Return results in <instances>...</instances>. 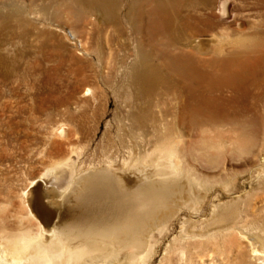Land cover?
Here are the masks:
<instances>
[{
  "label": "bare ground",
  "instance_id": "bare-ground-1",
  "mask_svg": "<svg viewBox=\"0 0 264 264\" xmlns=\"http://www.w3.org/2000/svg\"><path fill=\"white\" fill-rule=\"evenodd\" d=\"M231 1L238 2V8L230 14ZM73 2L81 6L82 14H98L102 22L124 38L127 57L136 54L170 60L186 72L187 64L190 68L211 67L224 60L244 66L245 60L241 59L249 60L256 42L264 40V0ZM249 7L255 9L253 18L242 12ZM26 12L30 10L27 8ZM10 19L15 23L11 24L13 35L18 34L16 25L30 23L18 9L2 16L1 25H8ZM206 34L212 37L208 41L198 37ZM224 36L232 38L226 47L221 46ZM112 38L107 35L106 42ZM152 67L143 65L135 76L147 81L153 74ZM203 90L206 89L187 90V79L185 84L178 81L164 92L170 95L168 99L159 97L156 102L135 108L116 123L115 130L107 121L96 144L98 152L92 150L97 152V159L88 162L84 155L89 142L82 143L87 131L85 121L78 120L72 131L64 123L56 126L52 134L67 141L75 136L74 142L68 141L72 144L71 153L66 151L60 160L49 165V184L41 176L44 187L36 179L24 189L23 202L32 225L25 224L19 216L14 222L11 214H0V264H146L162 245L168 264L172 263L173 250H179V264H218L215 252L223 255L222 264L231 263L230 252L238 264H264V222L255 215L249 216L244 209L225 210L212 195L207 200L209 217L201 218L209 196L203 186L210 177L213 182L218 181L221 174H202L188 164L187 141L182 136L191 126L201 128L200 133L212 129L219 132L224 121L218 109L209 108L211 96L204 97ZM197 98L201 103L194 107L190 100ZM232 118L225 120L231 122ZM122 130L126 132L121 133ZM142 130L149 132V137L141 141L123 139L139 135ZM205 140L206 147H217ZM205 151L204 157L217 161V151ZM59 168H69V184L57 192L52 181ZM67 190L73 194L68 196ZM175 206L178 209L173 211ZM185 206L193 210L198 220L180 219L178 212ZM176 220L180 224L178 232L166 239ZM187 223H191L190 228ZM221 246L227 247L228 253ZM245 247L248 254L242 250ZM246 254L254 262L245 260Z\"/></svg>",
  "mask_w": 264,
  "mask_h": 264
},
{
  "label": "rangeland",
  "instance_id": "rangeland-1",
  "mask_svg": "<svg viewBox=\"0 0 264 264\" xmlns=\"http://www.w3.org/2000/svg\"><path fill=\"white\" fill-rule=\"evenodd\" d=\"M61 2L35 0L29 5L30 0H0V19L18 9L30 21L29 25H16L18 34L15 35L11 33L14 21L10 19L5 26L0 21V214H11L14 222L23 218L25 224L32 225L23 202L24 189L36 179L43 187L44 180L49 184L51 177L46 174L49 165L60 160L66 151L71 153L72 144L68 141L76 139L72 136L67 141L52 134L56 126L64 123L72 131L78 120L85 121L87 131L82 143L87 141L89 146L84 160H96V144L107 121L115 130L122 117L135 108L156 102L161 99L159 97L168 99L170 95L165 93L171 86L178 81L185 84L187 79V90L206 89L202 94L211 96L209 108L218 109L224 119L219 132L212 129L200 133L201 128L191 126L182 136L187 141L188 164L202 174H221L214 182L208 177L210 182L203 186L209 196L205 199L201 218L209 217L207 200L214 196L215 202L220 201L225 210L244 209L249 216L255 215L258 221L264 222V40L256 42L249 60L241 59L245 60L244 66L224 60L219 66L211 67L190 68L187 64L186 72L176 68L170 60H153L136 54L127 57L124 38L102 22L98 14H82L81 6L73 0ZM237 8L238 2L231 1L228 5L230 14ZM242 12L253 18L255 9L249 7ZM107 35L113 36L108 42ZM198 37L205 41L212 38L207 34ZM229 39L224 36L221 46L231 44ZM146 64L154 70L151 78L143 81L135 76V71ZM197 99L190 100L194 107L201 103V99ZM231 116V122L225 120ZM150 128L148 125V131ZM123 131L126 132L122 130L121 133ZM147 133L142 130L139 135L123 139L141 141L149 137ZM201 136L207 143H216L217 147H206L204 139L198 140ZM93 148L97 152L92 151ZM206 149L218 152L217 161L211 162L206 155L204 157ZM50 151L54 154L50 155ZM152 156L149 157L154 158ZM59 169L52 181H55L57 192L69 184V168ZM41 176H44L43 181ZM75 186L73 188L77 189ZM70 193L67 190L68 196L73 194ZM180 210V219L198 220L188 206ZM190 224L187 223L188 228ZM179 226L177 220L174 221L165 238L175 236ZM247 249L242 250L248 254ZM247 254L245 260H251ZM163 255L162 245L146 264L170 263ZM179 256V250H173L171 264L181 263ZM234 256L230 252V264H238ZM214 258L218 264L225 260L216 252Z\"/></svg>",
  "mask_w": 264,
  "mask_h": 264
}]
</instances>
